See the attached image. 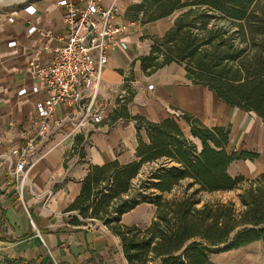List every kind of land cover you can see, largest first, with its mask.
Here are the masks:
<instances>
[{
    "label": "crops",
    "instance_id": "0c3cea01",
    "mask_svg": "<svg viewBox=\"0 0 264 264\" xmlns=\"http://www.w3.org/2000/svg\"><path fill=\"white\" fill-rule=\"evenodd\" d=\"M111 2L101 0L104 5ZM117 2L122 8L120 20L127 25L122 35L126 46L110 53L102 71L95 105L104 110L105 118L95 123L82 103H61L54 111L51 129L40 133L36 103L47 94L43 89L32 91L38 80L29 63H47L53 49L63 44V7L58 0H0L1 259L22 257L34 264H129L120 237L102 221L83 218L71 205L92 166L139 159V138L148 140V136L144 127L139 132L135 116L153 122L173 118L191 138L185 116L205 127L221 128L229 137L228 151L249 154L231 162V175L256 177L264 170V119L221 99L185 64L163 61L164 55L155 52L154 46L173 26L170 15L147 20L138 8L144 0ZM28 5L36 12L28 13ZM30 25L39 30L29 33ZM22 87L27 93L20 95ZM29 138H35V147L22 178L23 173L15 171L18 158L11 150L21 148ZM145 168L146 164L138 177ZM155 209L154 204L141 202L125 212L121 222L140 226L147 219L146 226ZM74 216L83 223H75ZM244 261L256 264L252 256Z\"/></svg>",
    "mask_w": 264,
    "mask_h": 264
},
{
    "label": "trees",
    "instance_id": "16d2710c",
    "mask_svg": "<svg viewBox=\"0 0 264 264\" xmlns=\"http://www.w3.org/2000/svg\"><path fill=\"white\" fill-rule=\"evenodd\" d=\"M144 1L138 8L143 10V17L147 20L165 17L191 6L165 32L158 46H154L158 53L160 44L175 43L162 52L164 62L177 61L176 57L186 55L182 39L178 40L175 34L176 29L182 26L183 16L197 7L194 5H207L210 10L237 20L246 46L234 49L229 56H216V59L240 58V67L233 77L240 78L245 71L243 82L225 86L220 79L228 76L218 74L200 59L195 61V68L186 67L221 99L245 110H253L264 119L262 0ZM258 36L261 39L254 43ZM223 44L232 46L228 38ZM134 118L139 132L144 127L148 136V140L142 136L139 138V159L127 164L115 160L92 166L71 205V209L78 210L83 218L102 221L120 237L122 251L129 264H208L214 247L229 250L264 239V170L255 178L231 175L228 171L231 162L249 154L243 152L238 155L228 151L229 137L223 129L205 127L196 119L185 116L191 126V138L173 118L168 117L161 122L141 116ZM144 164L147 169L138 177ZM236 188L242 190L238 196L239 207L231 200L202 203V192ZM141 202H150L156 207L150 224L122 223V215ZM74 221L83 223L77 216H74ZM0 262L34 264L22 257L0 258Z\"/></svg>",
    "mask_w": 264,
    "mask_h": 264
},
{
    "label": "built area",
    "instance_id": "2783aa9c",
    "mask_svg": "<svg viewBox=\"0 0 264 264\" xmlns=\"http://www.w3.org/2000/svg\"><path fill=\"white\" fill-rule=\"evenodd\" d=\"M58 4L63 7L64 42L53 49L47 63H29L32 76L38 80L32 91L36 93L43 89L47 94L36 103V124L40 133L51 129L54 111L61 103H82L85 114L95 123L105 118L104 110L95 105L102 71L110 53L117 47L126 46L122 35L126 33L127 25L120 20L122 8L117 0H112L109 5L102 4L101 0H58ZM25 10L31 14L36 12L32 5L26 6ZM13 19L9 18L10 21ZM38 30L36 25L28 28L29 33ZM14 43L10 42L11 45ZM18 93H27V88L22 87ZM34 147L35 138H29L24 146L11 150L18 158L15 171L23 173L22 178Z\"/></svg>",
    "mask_w": 264,
    "mask_h": 264
},
{
    "label": "rangeland",
    "instance_id": "374dc122",
    "mask_svg": "<svg viewBox=\"0 0 264 264\" xmlns=\"http://www.w3.org/2000/svg\"><path fill=\"white\" fill-rule=\"evenodd\" d=\"M262 4L264 6V0H262ZM194 6L197 7L183 16L182 26L176 29L177 32L175 35L178 40L182 39V46L185 47L184 53L186 52L184 57H176L177 62L195 68V61L200 59L207 62L210 68L215 70L218 74L228 76L221 79L218 78L225 86L232 87L239 85L245 79V71L240 78L233 76L240 67V58L232 59L230 57H225L216 59V56H229L234 52V49L246 46V42L242 41L239 32L238 21L218 11L210 10L207 5ZM190 7L191 6H188L171 14L170 16L173 18L174 23L176 19ZM227 38L232 46L223 44ZM260 39V36L256 37L254 43H258ZM158 43L156 44L157 46ZM174 44V42L160 44L161 51H159L158 54L165 52L168 46L173 47ZM249 50L250 48L248 51ZM252 52L253 50L251 53ZM163 58L165 57L163 56ZM184 131L187 135L190 134L187 130ZM145 169H147V166ZM246 176H248V178H255V175L250 173L246 174ZM241 191L240 188H236L229 191L219 190L214 192H202V203L207 200H221L224 202L231 200L236 202V207H239L238 196ZM146 220H143V222L145 223ZM144 223L140 226H144ZM213 251L211 260L208 264H232V261H236L237 264H247L246 261H244L246 256H252L253 259L256 260V264H264V239L253 241L242 247H237L236 249L223 250L222 248L214 247ZM0 264L7 263L0 262Z\"/></svg>",
    "mask_w": 264,
    "mask_h": 264
}]
</instances>
